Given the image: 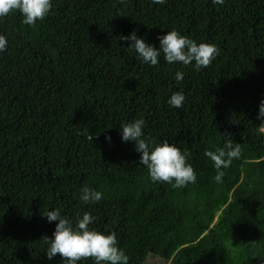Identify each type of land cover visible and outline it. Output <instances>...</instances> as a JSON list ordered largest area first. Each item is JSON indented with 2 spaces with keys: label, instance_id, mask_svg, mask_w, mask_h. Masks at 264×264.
Here are the masks:
<instances>
[{
  "label": "trees",
  "instance_id": "trees-1",
  "mask_svg": "<svg viewBox=\"0 0 264 264\" xmlns=\"http://www.w3.org/2000/svg\"><path fill=\"white\" fill-rule=\"evenodd\" d=\"M22 19H0V264H64L44 253L53 209L73 222L89 212L129 264H264V0H53L44 20ZM173 29L219 55L201 71L163 56L150 67L120 40L135 30L159 48ZM180 91L183 106H169ZM140 118L153 144L188 153L195 183L151 181L121 142L120 125ZM225 142L242 152L217 183L204 153ZM83 187L101 201L83 204Z\"/></svg>",
  "mask_w": 264,
  "mask_h": 264
},
{
  "label": "clouds",
  "instance_id": "clouds-1",
  "mask_svg": "<svg viewBox=\"0 0 264 264\" xmlns=\"http://www.w3.org/2000/svg\"><path fill=\"white\" fill-rule=\"evenodd\" d=\"M151 3L164 5L166 0H151ZM223 3L224 0H212L213 5ZM52 7L53 0H0V19L10 12H19L23 17L22 23L33 26L46 18ZM120 40L129 41L128 48L134 50L136 59L150 67L156 66L163 56L169 65H191L194 71H201L219 55V48L215 44L197 43L175 29L157 37L159 48L147 43L146 38L138 36L135 30L128 36H120ZM7 47L6 36L0 35V53L5 52ZM183 77L184 73L177 71L173 78L176 83H180ZM184 102L185 95L182 91L173 93L167 100L169 106L177 109ZM256 119L260 121L259 129L264 132V100L259 104ZM145 125L142 118L121 124V142H134L135 150L139 153V163L148 170L151 181L168 183L174 188L195 183L196 172L188 162V153L167 140L153 144L144 134ZM88 139L91 141V136ZM105 139L110 141L111 137ZM241 152L240 144L233 142H225L223 147L214 151H205L204 155L216 170L214 180L217 183L222 182L225 174L223 169L229 168L234 159H239ZM103 195L101 191L83 187L79 199L83 204H95L101 201ZM44 216L49 223L56 222L52 237L42 239L46 245L44 253L49 261L59 254L64 264H78L88 258L92 259L93 264H129V256L118 246L116 233L91 228L95 217L89 212L78 215L75 222L59 209L49 210Z\"/></svg>",
  "mask_w": 264,
  "mask_h": 264
},
{
  "label": "rangeland",
  "instance_id": "rangeland-1",
  "mask_svg": "<svg viewBox=\"0 0 264 264\" xmlns=\"http://www.w3.org/2000/svg\"><path fill=\"white\" fill-rule=\"evenodd\" d=\"M150 262L151 264H168V262H165L164 260L156 259V258L151 259Z\"/></svg>",
  "mask_w": 264,
  "mask_h": 264
}]
</instances>
